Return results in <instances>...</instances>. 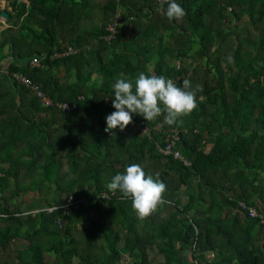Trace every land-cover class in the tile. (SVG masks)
<instances>
[{
	"label": "trees",
	"instance_id": "1",
	"mask_svg": "<svg viewBox=\"0 0 264 264\" xmlns=\"http://www.w3.org/2000/svg\"><path fill=\"white\" fill-rule=\"evenodd\" d=\"M6 1L0 6V15H9L0 38V68L9 60L0 73V251L13 253L9 264H155L151 251L163 257L156 264H264V224L239 205L264 213V0H176L186 15L172 21L159 0ZM67 46L77 53L53 59ZM36 57L41 65L32 67ZM185 59L190 69L173 63ZM149 66L180 86L184 79L199 86L198 107L172 126L163 116L147 121L133 114L125 130L106 132V117L116 111L112 84L121 74L135 80ZM62 67L75 81L60 84ZM14 73L78 110L44 107ZM141 121L149 132H131ZM170 133L179 135L177 149L191 167L160 153ZM123 139L135 153L122 148ZM134 163L153 177L159 173L167 186L164 203L143 219L131 199L106 187ZM42 170L38 188L30 181ZM26 190L39 191L41 200L23 211ZM71 196L84 202L69 214L30 213L62 207Z\"/></svg>",
	"mask_w": 264,
	"mask_h": 264
},
{
	"label": "clouds",
	"instance_id": "2",
	"mask_svg": "<svg viewBox=\"0 0 264 264\" xmlns=\"http://www.w3.org/2000/svg\"><path fill=\"white\" fill-rule=\"evenodd\" d=\"M162 3L167 4L165 15L169 21L181 20L186 15L176 0H162ZM92 79L96 81L97 77L94 75ZM99 84H103V79ZM112 89L116 111L106 117L105 128L112 134L117 128L125 130L133 122V114L141 115L147 121L163 116V123L175 125L198 107L197 93L200 91L199 86L193 87L190 79H184L180 86L172 78L155 74L151 66L147 73H139L135 80L121 74ZM106 187L112 194L120 192L121 199H131L132 208L141 219L150 216L164 203L167 191L159 173L153 177L135 163L127 166L123 173L114 175Z\"/></svg>",
	"mask_w": 264,
	"mask_h": 264
},
{
	"label": "built area",
	"instance_id": "3",
	"mask_svg": "<svg viewBox=\"0 0 264 264\" xmlns=\"http://www.w3.org/2000/svg\"><path fill=\"white\" fill-rule=\"evenodd\" d=\"M159 4L163 5L165 3H162V0H159ZM120 17H121V12H118V14L114 18V22L108 26V31L110 32V35L107 36V41H112L117 34L118 27L120 25ZM77 50L74 49L71 46H67L63 48V50L57 52L53 59L55 58H65L72 56L73 54H76ZM41 65V58L36 57L32 60L31 66L32 67H39ZM7 67H2L0 68V73H7ZM12 79L17 81L19 84H22L25 88H27L34 96H36L42 103V105L46 108H52L60 111L61 113L64 114H71L74 113L78 110V105L77 103H68V102H59L55 101L52 99L42 88L38 83H35L32 81L30 78H28L26 75L22 73H14L11 75ZM175 81V80H174ZM80 99H83V97H80ZM138 128L144 131V133L149 132V128L146 126L145 122L141 121L138 124ZM179 140V135L178 134H173L170 133L167 138L165 139L166 145L164 147H158L160 150V153L166 157H172L173 159L181 162L184 164L186 167H191V161L183 155V153L177 149V142ZM1 176V175H0ZM106 194L103 195L105 198ZM111 196L107 194V199H110ZM84 202V200H75L72 196L69 197L67 200V203L62 206V207H49L41 210H36V214L41 211H46L49 214L54 213L57 209H62L64 214H69V209L71 206L80 208L81 204ZM87 203V202H86ZM88 204V203H87ZM241 208L249 210L250 216L253 218H259L261 221V224H264V213L259 212L256 208L251 207L248 208L245 203H240L239 204ZM57 223L59 227L62 226L61 220L58 219ZM210 257H214V254H211ZM197 264V262H196Z\"/></svg>",
	"mask_w": 264,
	"mask_h": 264
},
{
	"label": "rangeland",
	"instance_id": "4",
	"mask_svg": "<svg viewBox=\"0 0 264 264\" xmlns=\"http://www.w3.org/2000/svg\"><path fill=\"white\" fill-rule=\"evenodd\" d=\"M22 2L23 3H27L28 5L30 4V1L29 0H22ZM0 6H1V8L2 9H4V8H6L7 6H8V2L6 1V0H1L0 1ZM0 21L2 22L1 24V26H0V38H1V32L4 30V29H7V27L9 28V24L7 23V21L6 20H4V19H1V17H0ZM131 31V28L129 29V32ZM132 32V31H131ZM131 32L129 33V34H131ZM62 36V35H61ZM61 36H59V37H61ZM191 60L190 59H185L184 61H179V60H174L173 61V63L177 66V68H180V69H190L191 68ZM131 127H132V129L133 130H131V132L132 131H136V129H140V128H138L139 126H134V124H132L131 125ZM157 128L158 129H160L161 130V125L158 123V125H157ZM141 130V129H140ZM91 129H88L87 131H84V133L86 134V135H90V133H91ZM143 133H144V131L143 130H141ZM128 132V135H130L129 133H130V131L128 130L127 131ZM131 136V135H130ZM124 140V142H123V144H122V148L123 147H127L128 148V150H130L131 152L133 151L134 152V148H133V146H132V143L129 141V140H127V139H123ZM21 150V149H20ZM135 153V152H134ZM128 155V153H126L125 154V157ZM84 162H82V163H80V164H83ZM60 165V164H59ZM85 165V164H84ZM84 165H80L81 167H83ZM118 166H121L120 165V162H119V165ZM40 174H42V175H40ZM40 175V176H39ZM39 175L37 174L34 178H32L31 179V181L30 182H37V185L39 186H37L38 188H40L41 187V178H42V176H43V170L41 171V173H39ZM53 177H58V174H54V176ZM30 179L28 178L27 179V181H29ZM29 183H26V184H24V185H22V188H24V187H27V185H28ZM13 185V184H12ZM13 187V186H12ZM27 189V188H26ZM28 193H22L21 194V196H20V200H24V203H25V205H22V207H23V211H27L28 210V208H27V205L28 204H32L33 202H36V201H38V200H41V194L39 193V191H35V190H31V191H28V190H26ZM47 196H49V197H51V195H49V194H46L45 195V197H47ZM23 202V201H22ZM30 213H35V211H32V212H30ZM81 217H82V215L80 216V215H78L77 216V218L78 219H81ZM84 223H82L81 221H80V224H78L79 225V227L80 228H84L85 226L83 225ZM22 244L24 245V242H22ZM185 255H187L190 259H191V253L190 252H186L185 253ZM14 259V255H13V253L12 252H8V251H5V250H3V251H0V262H4V264H9V262H11L12 260ZM150 259H151V261H153L155 264L156 263H160V262H162L163 261V257L161 256V255H159V254H157L155 251H151V253H150ZM76 264H79V263H77L76 262ZM123 264H131V261L130 260H127V259H125L124 260V262H123Z\"/></svg>",
	"mask_w": 264,
	"mask_h": 264
},
{
	"label": "crops",
	"instance_id": "5",
	"mask_svg": "<svg viewBox=\"0 0 264 264\" xmlns=\"http://www.w3.org/2000/svg\"><path fill=\"white\" fill-rule=\"evenodd\" d=\"M77 16V13H74V14H71L70 15V20H74L73 18H75ZM0 23H2L1 21H0ZM8 28V27H7ZM67 45V44H66ZM5 64H3V67H7V65H8V63H9V60H6L5 62H4ZM66 68H61L60 69V73L58 74V77H59V81H60V84H65L66 83V81L67 80H69V81H75V78L73 77H70L69 79H67V76H66ZM212 145H213V143H210L209 145H207V147H206V151H210V149L212 148ZM1 175V174H0ZM256 204H257V206L260 208V209H263V205L260 203V202H256Z\"/></svg>",
	"mask_w": 264,
	"mask_h": 264
},
{
	"label": "water",
	"instance_id": "6",
	"mask_svg": "<svg viewBox=\"0 0 264 264\" xmlns=\"http://www.w3.org/2000/svg\"><path fill=\"white\" fill-rule=\"evenodd\" d=\"M21 2H22V0H18V3H21ZM0 17H1V19H4V20L7 21L9 15H8V13L6 11H4V12L1 13Z\"/></svg>",
	"mask_w": 264,
	"mask_h": 264
}]
</instances>
